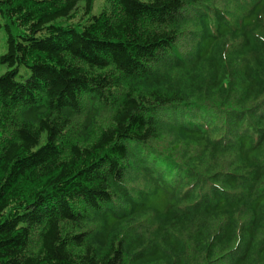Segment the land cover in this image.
I'll use <instances>...</instances> for the list:
<instances>
[{
	"label": "trees",
	"instance_id": "trees-1",
	"mask_svg": "<svg viewBox=\"0 0 264 264\" xmlns=\"http://www.w3.org/2000/svg\"><path fill=\"white\" fill-rule=\"evenodd\" d=\"M95 1L0 0V264H264V0Z\"/></svg>",
	"mask_w": 264,
	"mask_h": 264
},
{
	"label": "rangeland",
	"instance_id": "rangeland-1",
	"mask_svg": "<svg viewBox=\"0 0 264 264\" xmlns=\"http://www.w3.org/2000/svg\"><path fill=\"white\" fill-rule=\"evenodd\" d=\"M105 4H107V0H96L93 12L95 14L99 13ZM2 44L3 45L5 44V37L2 39ZM1 51H2V48L0 49V53ZM28 71H29L28 69L22 68V74H25ZM160 163L163 164V162H160Z\"/></svg>",
	"mask_w": 264,
	"mask_h": 264
}]
</instances>
